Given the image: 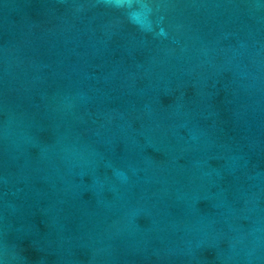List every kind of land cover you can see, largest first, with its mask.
Returning <instances> with one entry per match:
<instances>
[{
	"label": "water",
	"instance_id": "95a60500",
	"mask_svg": "<svg viewBox=\"0 0 264 264\" xmlns=\"http://www.w3.org/2000/svg\"><path fill=\"white\" fill-rule=\"evenodd\" d=\"M0 264H264V0H0Z\"/></svg>",
	"mask_w": 264,
	"mask_h": 264
}]
</instances>
